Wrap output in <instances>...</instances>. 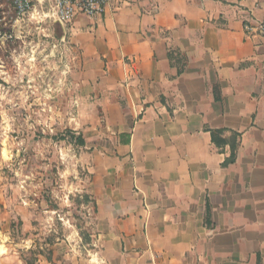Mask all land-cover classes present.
<instances>
[{"label":"crops","instance_id":"0c3cea01","mask_svg":"<svg viewBox=\"0 0 264 264\" xmlns=\"http://www.w3.org/2000/svg\"><path fill=\"white\" fill-rule=\"evenodd\" d=\"M114 6L69 26L100 119L91 249L70 264H264V37L244 31L264 0Z\"/></svg>","mask_w":264,"mask_h":264},{"label":"rangeland","instance_id":"374dc122","mask_svg":"<svg viewBox=\"0 0 264 264\" xmlns=\"http://www.w3.org/2000/svg\"><path fill=\"white\" fill-rule=\"evenodd\" d=\"M0 5L10 31L12 8ZM49 7L37 6L23 31L0 42V264H70L91 249L99 139L85 130L100 119L70 27L45 18Z\"/></svg>","mask_w":264,"mask_h":264},{"label":"built area","instance_id":"2783aa9c","mask_svg":"<svg viewBox=\"0 0 264 264\" xmlns=\"http://www.w3.org/2000/svg\"><path fill=\"white\" fill-rule=\"evenodd\" d=\"M12 8V22L10 31L4 32L0 27V42L5 38L14 39V31L20 29L23 31V21L36 11L37 6L43 8L46 3L50 4L48 12L44 17L62 24L63 27H69L78 16H84L90 19L101 17L108 8L116 7L117 0H7ZM1 4V0H0ZM1 7V5H0ZM5 14V13H3ZM6 19V18H5ZM4 20V18H3ZM244 31L247 35L264 37V21L246 23ZM9 32V33H7Z\"/></svg>","mask_w":264,"mask_h":264},{"label":"trees","instance_id":"16d2710c","mask_svg":"<svg viewBox=\"0 0 264 264\" xmlns=\"http://www.w3.org/2000/svg\"><path fill=\"white\" fill-rule=\"evenodd\" d=\"M69 133L72 135L71 140L73 141L74 144L81 146V147L85 146V140L82 135H76V133L74 132H69ZM221 134H223V131H216V132L213 131L212 132L213 143H215V145L218 148H223L225 144V141L220 137ZM237 148H238V143H237V137H236L232 145V156L228 160L227 163H233L235 161Z\"/></svg>","mask_w":264,"mask_h":264}]
</instances>
